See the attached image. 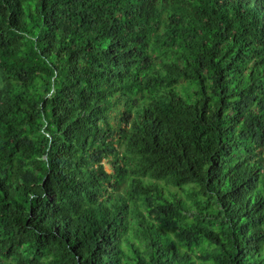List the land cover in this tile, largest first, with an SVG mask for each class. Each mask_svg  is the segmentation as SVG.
<instances>
[{
	"label": "trees",
	"instance_id": "16d2710c",
	"mask_svg": "<svg viewBox=\"0 0 264 264\" xmlns=\"http://www.w3.org/2000/svg\"><path fill=\"white\" fill-rule=\"evenodd\" d=\"M0 264H264V0H0Z\"/></svg>",
	"mask_w": 264,
	"mask_h": 264
},
{
	"label": "rangeland",
	"instance_id": "374dc122",
	"mask_svg": "<svg viewBox=\"0 0 264 264\" xmlns=\"http://www.w3.org/2000/svg\"><path fill=\"white\" fill-rule=\"evenodd\" d=\"M105 163V169L108 171V172H110L111 171V169H110V167H109V165L106 163V162H104ZM154 207H157V208H161V209H165V210H167V208L166 207H161V206H154Z\"/></svg>",
	"mask_w": 264,
	"mask_h": 264
}]
</instances>
